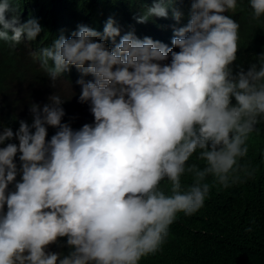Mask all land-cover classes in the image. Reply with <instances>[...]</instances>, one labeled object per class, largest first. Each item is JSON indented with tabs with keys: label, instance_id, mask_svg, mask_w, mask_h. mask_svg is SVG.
I'll return each instance as SVG.
<instances>
[{
	"label": "clouds",
	"instance_id": "obj_1",
	"mask_svg": "<svg viewBox=\"0 0 264 264\" xmlns=\"http://www.w3.org/2000/svg\"><path fill=\"white\" fill-rule=\"evenodd\" d=\"M90 1L45 38L0 0L1 45L52 87L0 125V264H264V46L233 72L237 0Z\"/></svg>",
	"mask_w": 264,
	"mask_h": 264
},
{
	"label": "trees",
	"instance_id": "obj_2",
	"mask_svg": "<svg viewBox=\"0 0 264 264\" xmlns=\"http://www.w3.org/2000/svg\"><path fill=\"white\" fill-rule=\"evenodd\" d=\"M19 1L28 2L29 11L34 19L39 20L45 38L58 31L61 25L71 26L91 10L90 0ZM226 14L236 18L239 34H243L248 39H243L242 45L239 43L237 58L232 64L233 72L241 68L246 70L249 65L255 63L254 53L264 46V16L252 20L247 0H237L236 10ZM50 92L52 87L47 84L46 74L36 61L30 63L26 60L23 50L10 51L0 43V125L10 127L15 133L20 120L30 124L31 113L18 115V111L33 103L39 104L36 98L46 97ZM50 128L52 127L48 129ZM249 146L251 148L264 146L262 129L251 136ZM259 250L261 249H253V251Z\"/></svg>",
	"mask_w": 264,
	"mask_h": 264
}]
</instances>
